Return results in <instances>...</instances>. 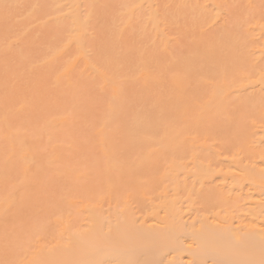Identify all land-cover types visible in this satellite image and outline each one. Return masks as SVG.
<instances>
[{
    "label": "bare ground",
    "instance_id": "obj_1",
    "mask_svg": "<svg viewBox=\"0 0 264 264\" xmlns=\"http://www.w3.org/2000/svg\"><path fill=\"white\" fill-rule=\"evenodd\" d=\"M0 264H264V0H0Z\"/></svg>",
    "mask_w": 264,
    "mask_h": 264
}]
</instances>
